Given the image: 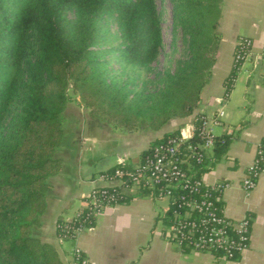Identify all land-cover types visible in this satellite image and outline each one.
<instances>
[{"label": "trees", "instance_id": "16d2710c", "mask_svg": "<svg viewBox=\"0 0 264 264\" xmlns=\"http://www.w3.org/2000/svg\"><path fill=\"white\" fill-rule=\"evenodd\" d=\"M169 1L186 56L146 89L128 72L147 70L158 57L155 0H0V264H61L35 230L48 179L60 168L68 89L90 118L121 132L154 131L197 107L214 63L221 0ZM111 63L128 70L114 74ZM120 167L133 166L122 162L105 174ZM201 168L192 165L195 178Z\"/></svg>", "mask_w": 264, "mask_h": 264}, {"label": "crops", "instance_id": "0c3cea01", "mask_svg": "<svg viewBox=\"0 0 264 264\" xmlns=\"http://www.w3.org/2000/svg\"><path fill=\"white\" fill-rule=\"evenodd\" d=\"M216 34L214 63L189 115L147 133H124L91 119L85 109L76 111V120H68L64 111L63 136L55 151L60 168L48 179L45 210L35 230L42 242L54 247L61 264H69L72 243L56 240V222L79 212L91 189L106 186L100 175L118 162L136 165L164 135L183 132L192 138L198 119L214 117L218 109L222 115L218 124L210 125V133L225 143L208 152L197 177L207 185L229 184L218 202L227 219L250 218L248 245L238 257L224 260L179 249L166 238L167 202L138 191L126 202L102 209L75 245L89 264H264V174L249 193L240 188L245 168L264 140V0H221ZM243 38L250 40L249 55L235 65L234 49ZM224 92L227 97L219 106L215 100Z\"/></svg>", "mask_w": 264, "mask_h": 264}, {"label": "built area", "instance_id": "2783aa9c", "mask_svg": "<svg viewBox=\"0 0 264 264\" xmlns=\"http://www.w3.org/2000/svg\"><path fill=\"white\" fill-rule=\"evenodd\" d=\"M249 51V39H240L233 53L234 64L244 61ZM226 97L224 92L215 103L222 105ZM221 115L218 109L214 117L198 119L194 131L195 142H190V137L181 132L150 147L141 162L131 169L120 167L110 174L100 175L98 180L106 183V186L90 190L80 211L69 223L63 224L60 237L75 241L91 226L103 208L116 205L119 199L138 191L167 202L170 224L166 238L179 249L219 255L224 260L238 257L248 245L250 218L244 216L237 221L227 219L218 202L229 184L218 181L207 185L195 178L191 171L192 165L203 166L208 160V152L215 141L209 127L218 124ZM263 174L264 140L258 143L253 160L245 168L240 182L241 190L246 194L252 191ZM70 264L89 263L81 251L73 247Z\"/></svg>", "mask_w": 264, "mask_h": 264}, {"label": "rangeland", "instance_id": "374dc122", "mask_svg": "<svg viewBox=\"0 0 264 264\" xmlns=\"http://www.w3.org/2000/svg\"><path fill=\"white\" fill-rule=\"evenodd\" d=\"M155 4H156V9L158 10V12H160V15H161V18H160V20H161L160 21L161 47H160V50L158 51V57L154 63L150 64V66L147 70H143V69L137 70V71H134V73L128 72L129 77L133 80L134 85H136L137 87L143 86L146 89L153 88V83L157 81L158 76L164 70L169 69V71H172L174 66H175V63L179 60L184 59L186 56V50H185V45L183 43V35L181 34V31L178 28H176L174 30V32L172 33V29H171V27H172L171 26V7L172 6H171L170 1L169 0H155ZM108 28H109L110 33L116 34V27L113 24L109 25ZM216 29H215V34H216ZM250 46H251V43H250ZM108 68H110L112 70V72H114V74H118L122 70L123 71L128 70V68L123 69L122 66H120L118 64H114V63H111L108 66ZM67 96H68L69 101L67 102L64 110L66 112L67 119L73 120L72 118L76 117V115H75L76 111H83L84 109L86 110V108L80 102L79 96L77 95V93L73 94L71 92V90L68 89ZM75 120H76V118H75ZM107 127L111 128L108 125H107ZM133 132H137V131H133ZM138 132H142V133L146 132L147 133L148 130H138ZM124 133H127V132H124ZM76 213H78V212H76ZM74 215L71 218L61 219L58 222H56L55 235H56V240L59 243L70 242V243H72V248L73 247L78 248L75 245V242L79 236L76 238L75 241L63 240L60 237V233H62V229L64 226L63 224L69 223L72 220V218L74 217ZM38 239H39V237H38ZM69 264H70V262H69Z\"/></svg>", "mask_w": 264, "mask_h": 264}]
</instances>
